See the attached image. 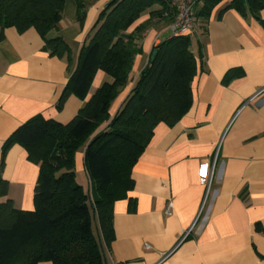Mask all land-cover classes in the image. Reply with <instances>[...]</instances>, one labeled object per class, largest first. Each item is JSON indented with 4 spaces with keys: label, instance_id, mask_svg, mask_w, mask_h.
I'll return each mask as SVG.
<instances>
[{
    "label": "crops",
    "instance_id": "crops-1",
    "mask_svg": "<svg viewBox=\"0 0 264 264\" xmlns=\"http://www.w3.org/2000/svg\"><path fill=\"white\" fill-rule=\"evenodd\" d=\"M109 1L90 4L80 26L75 0H65L59 31L50 37L67 42L70 66L43 50L34 29L22 34L14 28L0 30V179L7 185L0 203L10 200L18 210L34 209L38 165L27 160L18 144L3 154L14 132L38 116L66 125L110 81L97 71L85 100L68 95L62 109L56 108L80 49ZM241 1L244 13L223 1L206 22L200 21L199 33L189 35L195 38L191 51L197 64L190 108L174 125L161 123L154 129L132 168L131 190L113 204L114 240L108 246L92 216L104 264H264V9L256 18L247 1ZM148 19L143 15L128 32ZM168 30L169 24L154 20L143 34L131 78L110 106V117ZM229 72L233 76L222 82ZM85 148L75 154V177L76 172L88 177ZM91 190L90 182L86 192Z\"/></svg>",
    "mask_w": 264,
    "mask_h": 264
},
{
    "label": "trees",
    "instance_id": "trees-1",
    "mask_svg": "<svg viewBox=\"0 0 264 264\" xmlns=\"http://www.w3.org/2000/svg\"><path fill=\"white\" fill-rule=\"evenodd\" d=\"M98 0H75V21L81 26L86 8ZM244 13L241 0H201L195 15L206 22L221 2ZM258 18L264 0H246ZM65 0H0V30L14 28L19 34L34 29L51 57L72 64L71 49L59 31ZM149 19L128 30L143 16ZM174 10L167 0H111L99 12L88 41L79 52L56 108L68 95L85 100L97 71L110 81L100 86L78 114L66 125L34 117L20 126L4 146H22L27 160L38 165L32 211L14 208L10 200L0 203V264H104L102 246L92 228L96 217L102 240H113L112 210L116 200L131 190V171L159 124L174 125L192 102L191 84L197 74L190 36H171L152 49L141 73L117 113L109 109L132 75L134 57L141 52L143 34L154 20L171 24ZM205 31V30H204ZM233 76L225 75L222 82ZM86 145L84 164L92 192L76 182L74 157ZM0 179V196L6 195Z\"/></svg>",
    "mask_w": 264,
    "mask_h": 264
},
{
    "label": "built area",
    "instance_id": "built-area-1",
    "mask_svg": "<svg viewBox=\"0 0 264 264\" xmlns=\"http://www.w3.org/2000/svg\"><path fill=\"white\" fill-rule=\"evenodd\" d=\"M169 7L174 10V18L169 25V30L172 36H189L197 32L198 18L195 15L196 7L200 4L201 0H167ZM212 171V170H211ZM211 183V173L204 179L206 186V195L202 203V208L206 201ZM169 213V212H168ZM189 234L187 231L183 239Z\"/></svg>",
    "mask_w": 264,
    "mask_h": 264
},
{
    "label": "rangeland",
    "instance_id": "rangeland-1",
    "mask_svg": "<svg viewBox=\"0 0 264 264\" xmlns=\"http://www.w3.org/2000/svg\"><path fill=\"white\" fill-rule=\"evenodd\" d=\"M128 33H129V32H128ZM197 33H199V29H198V28H197V32H196V34H197ZM170 35H172V33L168 30V32L165 33V34L161 37L162 41L166 40V39H167V36H170ZM194 35H195V34H194ZM190 39H191L192 48H193L194 43H196V42H195V38L192 36V38H190ZM76 182H77L79 185H81L85 191H87V190L90 188V182H89V179H88L87 175L84 174V173L82 174V173L76 172ZM93 222H94V220L92 221V223H93ZM93 224H94V223H93Z\"/></svg>",
    "mask_w": 264,
    "mask_h": 264
},
{
    "label": "water",
    "instance_id": "water-1",
    "mask_svg": "<svg viewBox=\"0 0 264 264\" xmlns=\"http://www.w3.org/2000/svg\"><path fill=\"white\" fill-rule=\"evenodd\" d=\"M156 54H157V50H153V52L151 53L150 62L154 60Z\"/></svg>",
    "mask_w": 264,
    "mask_h": 264
}]
</instances>
